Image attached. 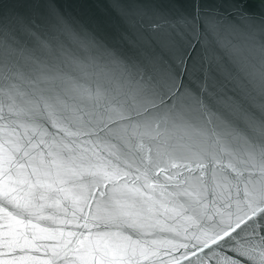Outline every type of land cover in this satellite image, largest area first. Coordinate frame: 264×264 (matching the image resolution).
<instances>
[{"label": "snow or ice", "instance_id": "6c2138e0", "mask_svg": "<svg viewBox=\"0 0 264 264\" xmlns=\"http://www.w3.org/2000/svg\"><path fill=\"white\" fill-rule=\"evenodd\" d=\"M0 264H264V0H0Z\"/></svg>", "mask_w": 264, "mask_h": 264}]
</instances>
